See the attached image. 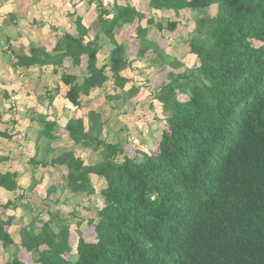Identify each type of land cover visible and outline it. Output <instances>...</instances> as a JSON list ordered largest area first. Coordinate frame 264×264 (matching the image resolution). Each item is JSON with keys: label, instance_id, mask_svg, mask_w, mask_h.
I'll return each mask as SVG.
<instances>
[{"label": "trees", "instance_id": "1", "mask_svg": "<svg viewBox=\"0 0 264 264\" xmlns=\"http://www.w3.org/2000/svg\"><path fill=\"white\" fill-rule=\"evenodd\" d=\"M93 1L95 30L73 10L68 14L74 26L64 28L50 49L35 41L15 46L9 38L0 49L25 73L36 68L56 74L65 60L79 68L84 61L80 74H60L67 101L80 109L94 90L110 83L120 91L107 97L121 105L138 88H125L129 78L122 72L133 60L115 30L136 25L137 57L155 70L171 67L154 93L165 121L157 149L127 155L117 133L113 141L103 136L108 117L89 109L86 119L73 115L63 125L75 146L97 154L85 163L72 149L53 146L60 125L37 114L35 152L27 163L66 171L60 184L46 187V197L59 188L74 196L94 194V175L105 182L102 207L88 218L94 238L77 230L73 251L75 214L47 208L44 219L22 190L0 205L3 211L22 210L18 219L0 215V264H28L20 258L23 250L33 264H264V0H144L152 12L173 13L159 19L132 0ZM184 11L193 22L188 46L199 63L176 71L184 64L148 37V26L174 31ZM105 37L112 47L100 62ZM59 91L46 90L44 98L51 103ZM0 136L10 137L1 129ZM20 176L19 170L0 171V187L18 191ZM31 182L29 190L38 183L34 176ZM26 215L31 216L23 223ZM17 222L18 240L9 230Z\"/></svg>", "mask_w": 264, "mask_h": 264}, {"label": "rangeland", "instance_id": "2", "mask_svg": "<svg viewBox=\"0 0 264 264\" xmlns=\"http://www.w3.org/2000/svg\"><path fill=\"white\" fill-rule=\"evenodd\" d=\"M5 1L1 0L0 13L4 11V4L2 3ZM102 1L104 3L108 2V4L112 3V0ZM10 2L14 4V1H9L7 4ZM16 2L19 3L17 11L22 16L16 15L17 12L12 11L15 13L16 19L12 21V18L9 17L11 22H4L2 18L4 12L0 14V44L5 45V34H10L12 45L25 46L30 41L36 42L38 40L39 42L45 41V43L47 41L48 48H51L54 45L55 37L62 33L64 28L74 26L70 22L72 16L68 14L73 10L83 17L85 24L91 25L92 30L98 27L96 1L16 0ZM132 3L148 16H153L155 13L152 12L154 10L148 8L144 0H132ZM12 8H14V5ZM30 8L33 10H30ZM155 14L156 19L173 17V13L170 11H161ZM189 16L188 12H182L174 31L162 32L158 31L154 25L148 26V37L156 40L167 53L178 58L184 64L176 71H182L186 67H193L199 63L188 46V33L193 27V22L188 21ZM2 24L4 27L5 25L9 26V28L7 26L2 28ZM142 24L146 25L145 19L142 20ZM135 26H124L115 30V38L126 43L127 53L133 60L132 64L122 72L129 78V83L126 84L125 88L129 89L131 86L138 88L136 95L121 105L119 100H111L107 97L120 91V89L112 87L110 83H107L105 88L94 90L84 100V106L80 109L67 101L64 97L67 87L59 81L60 74L65 71L80 74L81 67H85L84 61L79 68L72 67L71 61L65 60L64 66L56 74L50 69L39 72L36 68L25 73L23 70L13 68L11 62L8 61L9 53L0 49V129L6 130L10 135V137L0 136V156H5L8 159L4 161L0 159V171H21L19 178L21 188L18 191L10 192L0 187V205L25 190V200L28 196V200L35 210L34 214L41 212L44 219L49 217V214L45 211L47 208L52 211H59L67 216L71 213L75 214L73 220L70 221V244L73 251H75L79 236L77 230H81L83 237L87 239L92 240L94 238V228L88 222V218L93 217L96 210L102 207L100 192L105 187V182L103 179L92 175V182L95 187L94 194L74 196L69 190L59 188L49 197H46V187L51 182L60 184L66 171L65 168L59 166L43 167L38 165L37 168L33 169L27 163L26 160L33 156L35 152L36 128L39 127L37 119L34 117L39 113H44L49 118L57 120L60 125L58 128L60 139L55 141L53 146H64L72 149L76 156L84 159L85 163L94 161L97 154L75 146L63 129V125L73 115L82 116L86 119L85 114L89 109L101 111L104 118L108 117L109 120L105 125L103 136L108 141H113L117 137L113 134L117 133L124 144L127 155L134 156L142 150H156L158 138L165 126V121L161 103L155 98L154 93L163 82L167 81V72L171 70V67L161 71L155 70L156 67H149L145 59L137 57L138 40L135 36ZM56 27L57 29L60 28V31ZM111 47L109 39L105 37L104 47L99 53L100 62ZM57 86H59L60 91L49 103V99L44 98L46 90L53 92ZM180 98L186 99V95L182 94ZM60 151H55L53 155H57ZM32 176L35 177L38 183L33 190H29ZM21 214V208H9L4 211L0 208V215L3 217L14 215L18 219ZM30 216L26 215L22 219L23 223H27ZM9 230L13 233L14 238L18 240L19 223H15ZM20 258L28 264H33L31 254L25 250L21 251ZM6 259L7 255L2 254L1 262H5Z\"/></svg>", "mask_w": 264, "mask_h": 264}, {"label": "crops", "instance_id": "3", "mask_svg": "<svg viewBox=\"0 0 264 264\" xmlns=\"http://www.w3.org/2000/svg\"><path fill=\"white\" fill-rule=\"evenodd\" d=\"M9 1H14V4H12L11 2L9 3V4H7ZM0 3H1V0H0ZM2 4H4L3 5V8H4V11H2L0 14H2L3 12V14H4V16H6V14H8V16H6V17H4V16H2V18H3V21L4 22H11L10 21V19H9V17H10V15H14L15 16V13H13V12H17L16 13V15H21L22 16V14L21 13H18V11H17V6H19V3L18 2H16V0H6L4 3H2ZM13 5H14V8H12L13 7ZM31 5V4H30ZM1 4H0V8H1ZM30 10H33L32 8H30ZM13 11V12H12ZM27 11H29V10H27ZM11 18V17H10ZM12 21H14V20H12ZM6 26L7 25H5V27H4V25L2 24V28H6ZM7 28H9V26H7ZM6 38H10V40L12 39V36L9 34H5V41H6ZM36 42H39L38 40L36 41ZM40 43H42V44H44V45H46V47L48 48L49 46L47 45L48 44V42L46 41V43H45V41H41ZM28 45V44H27ZM27 45H25V46H27ZM48 49H50V48H48Z\"/></svg>", "mask_w": 264, "mask_h": 264}]
</instances>
